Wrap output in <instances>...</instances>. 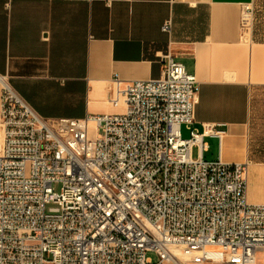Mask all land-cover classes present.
<instances>
[{
	"label": "built area",
	"instance_id": "obj_1",
	"mask_svg": "<svg viewBox=\"0 0 264 264\" xmlns=\"http://www.w3.org/2000/svg\"><path fill=\"white\" fill-rule=\"evenodd\" d=\"M161 60L159 79L113 80L119 112L81 119L41 117L0 76V264H260L264 205L244 165L203 159L198 82Z\"/></svg>",
	"mask_w": 264,
	"mask_h": 264
},
{
	"label": "crops",
	"instance_id": "obj_2",
	"mask_svg": "<svg viewBox=\"0 0 264 264\" xmlns=\"http://www.w3.org/2000/svg\"><path fill=\"white\" fill-rule=\"evenodd\" d=\"M253 3L0 0V76L41 117L81 119L119 112L113 80L159 79L169 53L199 85L193 128L218 133L203 139V159L244 165L247 203L264 205V162L250 157L264 153V41L241 28Z\"/></svg>",
	"mask_w": 264,
	"mask_h": 264
},
{
	"label": "rangeland",
	"instance_id": "obj_3",
	"mask_svg": "<svg viewBox=\"0 0 264 264\" xmlns=\"http://www.w3.org/2000/svg\"><path fill=\"white\" fill-rule=\"evenodd\" d=\"M251 10L253 14V18L255 17L257 20L255 22L256 26V40L264 41V36L261 35L264 32V0H254L253 5H251ZM254 24V22H253ZM264 34V33H263ZM182 136L183 138L187 137V131L184 127H182ZM192 157H196V149L192 151ZM147 256L152 260L155 261L156 257L153 253H148Z\"/></svg>",
	"mask_w": 264,
	"mask_h": 264
},
{
	"label": "trees",
	"instance_id": "obj_4",
	"mask_svg": "<svg viewBox=\"0 0 264 264\" xmlns=\"http://www.w3.org/2000/svg\"><path fill=\"white\" fill-rule=\"evenodd\" d=\"M256 18L254 17L253 18V21H254V24H253V30H252V35H253V37L255 38L256 37V34H257V32H256V26H255V22H256ZM264 32H262L261 33V35H263L264 36V34H263ZM259 142V141H258ZM259 144V143H258ZM253 154H256V159L257 160H261V161H263L264 162V153L263 152H261V151H258V153H253V152H251V150H250V157H252L253 158ZM252 155V156H251Z\"/></svg>",
	"mask_w": 264,
	"mask_h": 264
}]
</instances>
